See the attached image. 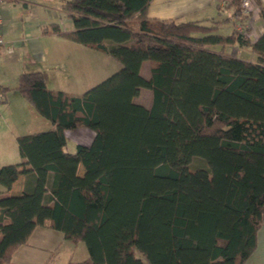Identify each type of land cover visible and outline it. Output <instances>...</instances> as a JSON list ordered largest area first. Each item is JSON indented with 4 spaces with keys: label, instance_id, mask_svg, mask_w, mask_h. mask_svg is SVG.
I'll list each match as a JSON object with an SVG mask.
<instances>
[{
    "label": "trees",
    "instance_id": "trees-1",
    "mask_svg": "<svg viewBox=\"0 0 264 264\" xmlns=\"http://www.w3.org/2000/svg\"><path fill=\"white\" fill-rule=\"evenodd\" d=\"M151 1L63 0L74 29L59 21L42 28L122 64L88 90L50 87L41 69L20 73L15 87L0 83V94L18 90L54 124L18 135L22 160L0 166V264L11 263L39 224L86 244L88 257L69 264H244L256 250L264 32L252 40L238 31L250 16L241 0L227 2L232 14L214 24L151 17ZM229 20L230 32H216ZM234 43L254 59L224 51ZM142 87L152 90L149 108L134 100ZM79 128L93 140L70 151L67 133ZM196 157L205 163L194 167ZM22 174L23 191L5 194Z\"/></svg>",
    "mask_w": 264,
    "mask_h": 264
},
{
    "label": "crops",
    "instance_id": "crops-1",
    "mask_svg": "<svg viewBox=\"0 0 264 264\" xmlns=\"http://www.w3.org/2000/svg\"><path fill=\"white\" fill-rule=\"evenodd\" d=\"M38 1L0 0V9L4 18V36L6 41L14 46L12 53H0V83L11 88L15 87L20 73L32 69L44 70L50 87L70 92L82 93L87 87L102 81L107 72L103 73L102 67L98 66L97 58L100 53L97 54L94 52L96 50L57 34L44 35L41 32L50 22L57 21L56 16L51 15L57 9L56 6L61 5L62 8L63 0L49 3L46 5L48 8L42 10V13L41 9L32 7L33 2L39 3ZM261 9L264 10V0H251L250 16L246 21L249 23V35L252 40L257 39L264 32V15ZM225 11H228L229 15L232 14V10L226 7L224 0H152L148 9L151 17L175 18L178 21L201 20L213 24L216 19H224L221 17ZM60 24L66 30L74 29L71 18ZM232 26L234 27L233 22ZM229 45H233L235 51L227 52L225 46L224 51L227 53L254 59L255 56L250 53L249 46L239 43ZM209 47L216 51L222 50L220 44H212ZM145 62L142 64L141 73L149 78L150 63L147 61L148 65H146ZM145 67L148 71L147 75L143 72ZM143 88L145 87L141 88L140 94ZM139 95L134 100L151 107L153 93L149 104L138 101ZM44 127L54 128V124L42 116L18 90L11 89L5 94H0V166L22 160L17 142L18 135L45 129ZM7 129L11 133H8ZM84 130L83 136L86 135L92 142L94 132L89 128ZM90 143L79 140L75 142V147L77 148L78 144ZM75 149L71 148L70 151ZM84 171L83 164H79L78 173L83 174ZM25 180L26 175L22 174L12 189L5 194H20L24 189ZM2 190L3 188L0 191ZM82 244L84 245L66 238L60 229L39 224L32 231L28 241L14 251L10 264L79 262L89 255L86 244L84 242ZM244 264H264V219L258 232V246Z\"/></svg>",
    "mask_w": 264,
    "mask_h": 264
},
{
    "label": "rangeland",
    "instance_id": "rangeland-1",
    "mask_svg": "<svg viewBox=\"0 0 264 264\" xmlns=\"http://www.w3.org/2000/svg\"><path fill=\"white\" fill-rule=\"evenodd\" d=\"M58 1V0H57ZM39 3H34L33 2V5L32 7H36L37 10H40L41 9V13H42V10L44 11L45 8H48V5L49 3L53 4L55 2V0H39L38 1ZM41 2V3H40ZM40 4H45L43 6H41ZM57 9L53 12V15L51 16H56V19L57 21L59 22H63V21H66L68 19H70L69 17H67L63 12V9L61 8V5L56 6ZM228 14V11H225L222 15L221 18H226ZM131 25L134 26V27H138V24H139V15H137L134 19H132L130 21ZM232 22L230 21H226L221 27H220V32H228V30H231L232 29ZM215 31V30H214ZM89 49V48H87ZM95 50V49H94ZM94 50H91V51H94ZM226 51L227 52H234L235 51V47L233 45H227L226 46ZM243 51V50H241ZM249 51L250 53L254 54V56L256 55L254 52L251 51L250 47H249ZM95 53L99 54L98 56V66L99 67H102V72H107V74L105 75V78L106 79L108 76H110L111 74H113L114 72H116L121 66L122 64L115 60L112 56H110L109 54H106V53H103V52H100V51H94ZM96 59V60H97ZM146 65H148V62L146 61L145 62ZM111 72V73H110ZM146 75L148 74V71H147V68L145 67L144 68V71H143ZM102 79V80H104ZM101 82V81H100ZM90 87H87V89H89ZM86 89V90H87ZM152 100V90L149 89V88H143V92L142 94L139 95V98H138V101L140 102H143V103H147L149 104ZM147 107V106H146ZM149 108V107H148ZM50 123V122H49ZM38 128H41V127H38ZM45 129H37L36 131H40V130H50L49 127H44ZM85 128H79V129H75V130H70L68 131L67 135H68V145H67V148L70 150L71 148H76V144L75 142L81 140L83 142H88L90 143L91 141L87 138V136H83V131ZM7 132L8 133H11L8 131L7 129ZM15 134V133H14ZM7 138H9L10 140V137L8 136ZM9 146H10V141H9ZM205 163V161L202 159V158H194L193 162H192V165L195 167V166H199V165H203ZM192 167V168H194ZM26 179H27V176H26ZM26 182V180H25ZM3 188V185L0 184V190ZM83 242H81V245H84L82 244ZM136 253L138 255H140V253L138 251H136Z\"/></svg>",
    "mask_w": 264,
    "mask_h": 264
},
{
    "label": "built area",
    "instance_id": "built-area-1",
    "mask_svg": "<svg viewBox=\"0 0 264 264\" xmlns=\"http://www.w3.org/2000/svg\"><path fill=\"white\" fill-rule=\"evenodd\" d=\"M231 0H224L225 3ZM241 6L243 7L244 13L250 12L251 0H241ZM239 32L242 34H249V23L248 21H237L236 25ZM14 46L6 41L4 36V18L0 9V53H12Z\"/></svg>",
    "mask_w": 264,
    "mask_h": 264
}]
</instances>
